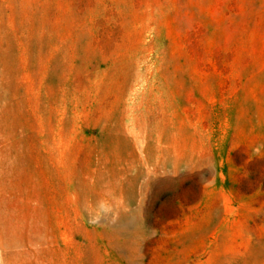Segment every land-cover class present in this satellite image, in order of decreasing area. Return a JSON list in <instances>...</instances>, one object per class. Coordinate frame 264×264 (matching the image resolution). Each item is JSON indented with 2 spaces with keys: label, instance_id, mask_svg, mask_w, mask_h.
<instances>
[{
  "label": "rangeland",
  "instance_id": "rangeland-1",
  "mask_svg": "<svg viewBox=\"0 0 264 264\" xmlns=\"http://www.w3.org/2000/svg\"><path fill=\"white\" fill-rule=\"evenodd\" d=\"M0 264H264V0H0Z\"/></svg>",
  "mask_w": 264,
  "mask_h": 264
},
{
  "label": "bare ground",
  "instance_id": "bare-ground-1",
  "mask_svg": "<svg viewBox=\"0 0 264 264\" xmlns=\"http://www.w3.org/2000/svg\"><path fill=\"white\" fill-rule=\"evenodd\" d=\"M132 218H133V217H132ZM127 221H128V220H127ZM125 223H126V222H125ZM127 225H128V224H127ZM127 225H126V226H127Z\"/></svg>",
  "mask_w": 264,
  "mask_h": 264
}]
</instances>
